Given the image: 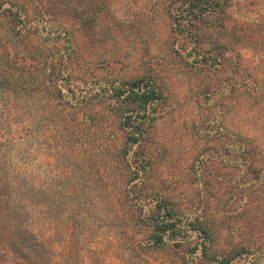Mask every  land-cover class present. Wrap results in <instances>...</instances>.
Segmentation results:
<instances>
[{"label": "trees", "instance_id": "1", "mask_svg": "<svg viewBox=\"0 0 264 264\" xmlns=\"http://www.w3.org/2000/svg\"><path fill=\"white\" fill-rule=\"evenodd\" d=\"M242 4L171 0L172 45L206 78V99L220 75L234 89L243 44L264 45L260 24L233 13ZM106 15L104 0H0V264H103L112 249L120 264H163L162 252L175 254L169 264H245L235 260L255 250L213 254L193 208L151 188L163 81L148 65L124 78L109 57L90 72L66 27L93 43ZM238 138L228 147L256 173Z\"/></svg>", "mask_w": 264, "mask_h": 264}, {"label": "rangeland", "instance_id": "2", "mask_svg": "<svg viewBox=\"0 0 264 264\" xmlns=\"http://www.w3.org/2000/svg\"><path fill=\"white\" fill-rule=\"evenodd\" d=\"M238 1L243 4L233 13L260 24L264 38V0ZM104 3L111 31L106 24L93 43L72 20L66 27L81 41L78 52L91 63L90 72L109 57L116 59L115 68L124 78L143 74L148 65L163 81L167 99L155 124L151 188L158 186L179 207L193 208L208 225L213 254L238 251L237 255L241 249H253L235 261L264 264V45L243 44L240 68L231 74L234 89L220 75L211 83L212 97L206 99L200 94L206 78L190 68L172 45L171 0ZM238 136L254 147L256 173L246 167L241 151L228 147L240 145ZM91 238L102 242L98 235ZM174 255L162 252L159 258L169 264ZM120 263L113 249L103 262Z\"/></svg>", "mask_w": 264, "mask_h": 264}]
</instances>
